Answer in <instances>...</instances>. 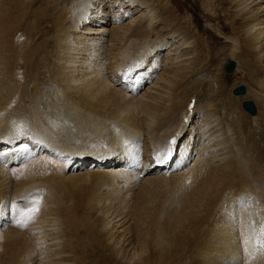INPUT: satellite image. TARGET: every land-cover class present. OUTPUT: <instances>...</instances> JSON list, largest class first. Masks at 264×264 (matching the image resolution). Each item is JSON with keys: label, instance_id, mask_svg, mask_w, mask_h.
<instances>
[{"label": "bare ground", "instance_id": "1", "mask_svg": "<svg viewBox=\"0 0 264 264\" xmlns=\"http://www.w3.org/2000/svg\"><path fill=\"white\" fill-rule=\"evenodd\" d=\"M157 1L0 0V264H264L249 227L264 222V10L252 0H205L228 24L214 27L226 43L208 37L218 65L204 71L205 59L189 60L201 45L178 8ZM160 26L180 38L164 65L174 52L183 66L174 62L138 94L160 73ZM229 61L228 76L244 75L230 93ZM201 75L217 84L206 103ZM192 106L175 149L177 116ZM192 144L197 160L175 173ZM146 164L157 172L141 180ZM29 196L40 201L34 222L5 230V213L17 224L10 207Z\"/></svg>", "mask_w": 264, "mask_h": 264}, {"label": "rangeland", "instance_id": "2", "mask_svg": "<svg viewBox=\"0 0 264 264\" xmlns=\"http://www.w3.org/2000/svg\"><path fill=\"white\" fill-rule=\"evenodd\" d=\"M252 1H254L253 5L255 6V8L260 7L261 11L264 10V0H252ZM107 2H108V0H107ZM161 2H163V3H161ZM167 2H168V0H166V1H161V0L157 1V3H159L160 6H163V5L166 6ZM169 2L172 4V6H171L172 10L174 9V11H175L178 8V10L176 12L177 15H178L177 17L180 20V22L183 24L184 29L191 35L193 41H195V39H196L197 41H199V44L201 45V47H199L201 52H200V50H198V52H197V53H199L201 55V57H198V56L194 57L193 55L192 56L190 55L189 56V60L195 59L194 61H197V63H198V61L200 62L201 60L205 59L204 62H206L207 65L204 68V71H206V68L209 67L210 61H211V63H213L214 66L218 65V63L216 62L215 58H210V56L215 55L216 51L219 49V48L216 49L214 47L213 40H217L218 39V40H220V42L222 44L226 43V41L224 39H220V38H223V37H221V35L217 31H215V29H214V27L217 28V25L219 23H224L225 25L228 24V21L225 20V13L221 12L222 10H221L220 7H218L219 10L217 9V7H215L212 10L211 13L206 12V10L204 8V4H207V3L205 2V0H169ZM108 4H109V2H108ZM256 5H259V6H256ZM113 13H114L113 10H111L109 12V14L107 15V17L110 19V17L112 16ZM133 14L134 13H131V14L129 13L128 15H132L133 16ZM137 17L138 16H134V17L128 19V22L132 21V19H135ZM111 19H112V17H111ZM110 25H111V22H110ZM160 28L162 30L163 27L160 26L159 30H160ZM207 33H209V34H207ZM160 34H161L160 35L161 36V40L164 41V43H165V47H163V49H162V52L163 51L164 52L161 55L162 58L160 60V65L158 66V70H159L158 72H160V73L154 74L155 76L157 75V78L155 76H153L149 81L145 82L146 84L145 85L143 84V86H141L139 88L138 94L145 93L147 91V89H148L147 88L148 84H152V83L156 82L157 79L159 78L160 74H162L164 70H167L168 68H170V70L172 71L173 70L172 67H174L173 66L174 62H175L176 67H182L183 66L182 63H181L182 59H178L176 57V54L173 55L174 52H172V53L170 52V55H168V56H170V57L172 56V57L170 59H168L169 61H167L166 65H164L165 64V58L167 57L166 56L167 50L171 46H174V48H176V46L178 47L179 46L178 41H179L180 38H174V36L171 37L170 35L167 36L165 29L162 30V32H160ZM211 36H213V37H211ZM208 37H210L213 40L208 39ZM167 38H169V39H167ZM188 51H189V46H183L179 51H177V53L179 55H182L184 52L188 53ZM151 60L152 59L150 57H148V59L145 62L148 64ZM177 60H179V61H177ZM230 62L231 61H229L227 63V65H226V67L224 69V72L222 73L223 82L228 87L227 90L229 89L228 93H230V89H232V85L233 84H235L237 82H240L241 81L240 78H244L242 70H241L242 74L239 75V76H234V77L228 76V75H231V74L227 73L226 68H227V66H228V64ZM223 64H225L224 61H223ZM162 66H163V69H162ZM145 72H146V70H145ZM199 74H201L200 71H199ZM216 75H218L217 72H216ZM117 76H118V74H115V77H117ZM208 80H210V81H208ZM198 82H203V84H204V86H203L204 91H203V94H202V100L205 101V103H206L207 101L205 99L209 100L210 97H213V92L217 89L216 88L217 84L214 81V77H211V75L210 76L208 75V77L206 79H204V80H203V75H201ZM209 82L210 83L212 82V84H210ZM241 85L242 84H240L239 87ZM232 92H233V90H232ZM233 93L235 95L239 94V92L236 94V91H234ZM240 93H241L240 95H243L244 93H247L244 87H242ZM193 103L195 105L194 107L196 108V110L200 113L201 112L200 104L196 101V98H194ZM249 103H251V102L249 101ZM192 112H193V106H192L191 110L189 111V115L181 116L182 112H179V114L177 116V118L180 117L182 119V123H181L182 124V128H180L178 131H175V140H174L175 143H170L172 145V147H175V149H178V148L180 149L181 148L180 146H181L183 140L185 139V137L189 133L190 127H188V126H189V124L191 122L190 116L193 117V113ZM247 114H249V113L247 112ZM204 121H205V118H204ZM249 127H250V125L246 127V131L249 130ZM252 128L257 129L259 127L254 122H252L251 129ZM263 128H264V126H263ZM257 130L259 132L258 133V136H259L258 138L259 139L257 138L258 139L257 143H258L259 148L262 151H264V133H262V131L260 129H257ZM212 131L213 130H211L207 135L210 134L211 135L210 137L213 138V137L216 136V134H211ZM176 136H177V138H176ZM19 141H22V139H19ZM165 144L168 145L169 143H165ZM199 153H200L199 147L197 148V146L195 147L194 144H192L190 149H189V151H188V159H186V161L183 162V163L179 162V161H176L175 166L180 165L179 166V170H178L179 172L178 171H174V172L175 173L177 172L178 174H183L186 171L190 170V168L194 165L195 161L197 160V156L199 155ZM218 153L220 154V152H215L214 154H212V156L216 157ZM208 154H210V153H208ZM153 157L157 158V157H160V156H156L155 155ZM139 160H142V158L141 157L138 158V161ZM146 165H148V164H146ZM12 168H14V166L11 167V169ZM153 170H155V169L153 168L152 164H149L143 171H141V172H143L144 175L138 174V178L139 179L141 178V180H143L144 178L145 179L153 178V176L157 172V170H155V171H153ZM159 172H161V170H159ZM21 204H23L22 200L20 201L19 205H21ZM11 208L12 207H10V209ZM5 214H8L7 217L9 218L8 220H7V218H6V220L4 219L6 221V223H8V226L5 225L6 223H4L5 230L13 231V228H15L17 226V224L16 223H14V224L12 223L13 225H11L10 223H11V215L12 214H10L8 212H6ZM128 227H129V225L125 226L123 229L128 228Z\"/></svg>", "mask_w": 264, "mask_h": 264}, {"label": "snow or ice", "instance_id": "3", "mask_svg": "<svg viewBox=\"0 0 264 264\" xmlns=\"http://www.w3.org/2000/svg\"><path fill=\"white\" fill-rule=\"evenodd\" d=\"M15 123L16 122L13 121V124ZM16 131L18 135H23L24 125L23 124L18 125ZM172 143H175V141L173 140ZM19 151L22 153H28L29 152L28 145L27 144L22 145ZM25 159H27V157H25ZM12 209L17 216V226L27 227L29 223L34 222L36 218V214L40 210V201L38 199L33 198L32 196L25 197L24 207H19L16 204H13ZM249 227L252 229V233H254L257 250L264 251V222H261L259 226H256L255 223L253 222L252 224L249 225ZM244 242L247 244L250 242V239H246Z\"/></svg>", "mask_w": 264, "mask_h": 264}, {"label": "water", "instance_id": "4", "mask_svg": "<svg viewBox=\"0 0 264 264\" xmlns=\"http://www.w3.org/2000/svg\"><path fill=\"white\" fill-rule=\"evenodd\" d=\"M235 63L233 62V61H231L229 64H228V66H227V68H226V71L227 72H230V71H232L234 68H235ZM244 106H245V109L246 110H248V111H254V108H253V104L252 103H249V102H245L244 103Z\"/></svg>", "mask_w": 264, "mask_h": 264}]
</instances>
